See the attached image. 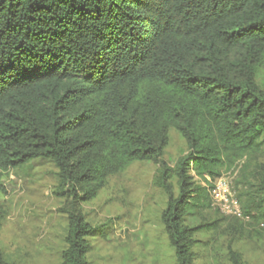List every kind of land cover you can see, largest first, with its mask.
<instances>
[{
  "label": "trees",
  "instance_id": "16d2710c",
  "mask_svg": "<svg viewBox=\"0 0 264 264\" xmlns=\"http://www.w3.org/2000/svg\"><path fill=\"white\" fill-rule=\"evenodd\" d=\"M262 66L264 0H0V176L51 163L69 202L60 264H89L99 231L79 206L132 163L158 165L176 264H194V235L218 226L187 225V209L210 207L222 172L243 161V218L264 209ZM169 129L186 145L173 168Z\"/></svg>",
  "mask_w": 264,
  "mask_h": 264
},
{
  "label": "rangeland",
  "instance_id": "374dc122",
  "mask_svg": "<svg viewBox=\"0 0 264 264\" xmlns=\"http://www.w3.org/2000/svg\"><path fill=\"white\" fill-rule=\"evenodd\" d=\"M256 82L264 90V66ZM168 137L163 160L173 168L186 153V145L174 129H169ZM242 166L243 161L220 176L237 192L247 188L238 180ZM254 168L245 171L249 183ZM158 171V165L134 162L108 178L93 199L79 206L85 221L99 231L87 239L89 264H176L161 221L167 197L155 185ZM194 182L205 185L196 177ZM0 186V250L4 261L60 264L67 230V216L62 211L69 208V202L53 195L57 186L53 165L31 161L2 173ZM210 204L204 210L187 209V225L217 222L218 226L215 231L194 235V264H230L229 248L241 255L243 264H264V209L255 214L253 222L247 216L240 221L229 219L212 201Z\"/></svg>",
  "mask_w": 264,
  "mask_h": 264
},
{
  "label": "built area",
  "instance_id": "2783aa9c",
  "mask_svg": "<svg viewBox=\"0 0 264 264\" xmlns=\"http://www.w3.org/2000/svg\"><path fill=\"white\" fill-rule=\"evenodd\" d=\"M212 205L224 216L243 219V214L231 186L223 179L218 178L210 190ZM247 219V217H246Z\"/></svg>",
  "mask_w": 264,
  "mask_h": 264
}]
</instances>
